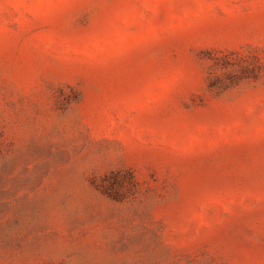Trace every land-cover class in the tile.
<instances>
[{"label": "rangeland", "instance_id": "374dc122", "mask_svg": "<svg viewBox=\"0 0 264 264\" xmlns=\"http://www.w3.org/2000/svg\"><path fill=\"white\" fill-rule=\"evenodd\" d=\"M0 264H264V0H0Z\"/></svg>", "mask_w": 264, "mask_h": 264}]
</instances>
